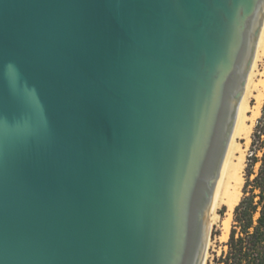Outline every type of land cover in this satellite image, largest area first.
I'll use <instances>...</instances> for the list:
<instances>
[{
    "label": "water",
    "instance_id": "1",
    "mask_svg": "<svg viewBox=\"0 0 264 264\" xmlns=\"http://www.w3.org/2000/svg\"><path fill=\"white\" fill-rule=\"evenodd\" d=\"M264 0H0V264H203Z\"/></svg>",
    "mask_w": 264,
    "mask_h": 264
},
{
    "label": "trees",
    "instance_id": "2",
    "mask_svg": "<svg viewBox=\"0 0 264 264\" xmlns=\"http://www.w3.org/2000/svg\"><path fill=\"white\" fill-rule=\"evenodd\" d=\"M253 135L258 139L264 135V106ZM261 149V157L257 159V156L253 154L252 161L246 166V175L249 179V176L253 174L254 163L260 162L255 177L246 182L252 188L258 189V200L254 202V195L250 194L242 197L235 206L233 219L235 225L239 227L241 236L235 238L236 226H234L228 240V252L221 261L223 264H264V143ZM257 208H259V215L253 220V214Z\"/></svg>",
    "mask_w": 264,
    "mask_h": 264
},
{
    "label": "rangeland",
    "instance_id": "3",
    "mask_svg": "<svg viewBox=\"0 0 264 264\" xmlns=\"http://www.w3.org/2000/svg\"><path fill=\"white\" fill-rule=\"evenodd\" d=\"M255 70H256V74L253 76V81L257 83L259 81L264 80V59H260L256 62ZM260 87L263 93V96L261 98L260 114L255 119L251 133L247 139L241 137L235 138L236 143L239 144L240 147L244 149V162L241 170L242 185H241L240 199L244 196L253 194L254 202L258 200L259 191L258 189L252 188L251 185H247L246 182L248 180H252L255 177L256 173L258 172L260 162L258 161L254 163L252 167L253 174L249 176V179H247V175H246V166L249 162L252 161L253 154L257 156V159L260 158L262 155L261 146L264 143V135H261L260 139L254 137L253 135L255 125L259 120V118L261 117L262 107L264 106V86H260ZM255 92L256 91L253 90L252 88L250 91V95L248 97V103L251 106L255 104V98L253 97V94H255ZM258 210L259 208H257V211L253 214V220H255L259 215ZM233 212L234 209L232 210L231 215L228 216V214H226L225 206L222 205H219L215 209L216 218L214 219V221L211 222L203 264H223V262L221 261L224 260L228 252V240H229L230 232L232 228L236 226L235 225L236 223L234 222L233 219L234 218ZM235 232H236L235 238H237V236H241L239 232V227L236 226ZM242 236L244 235L242 234Z\"/></svg>",
    "mask_w": 264,
    "mask_h": 264
},
{
    "label": "bare ground",
    "instance_id": "4",
    "mask_svg": "<svg viewBox=\"0 0 264 264\" xmlns=\"http://www.w3.org/2000/svg\"><path fill=\"white\" fill-rule=\"evenodd\" d=\"M260 59H264V37L262 40V44L256 62ZM256 62L249 81L246 96L244 99L235 138L241 137L247 139L251 133L252 126L255 122L256 117L260 114L261 98L263 96L262 89L260 86H264V80L259 81L257 83L253 81V76L256 74V70H255ZM252 88L256 92L255 94H253V97L255 98V104L251 106L248 103V97L250 95V91ZM243 162H244V149L240 147V145L237 144L234 139L233 147L231 150L230 158L228 161L225 176L221 186L220 194L215 207L216 209L219 205L225 206L226 214H228V216L231 215L232 210L234 209V207L236 206V204L240 199L241 185H242L241 170L243 167ZM215 218L216 215L214 211L212 221H214Z\"/></svg>",
    "mask_w": 264,
    "mask_h": 264
}]
</instances>
